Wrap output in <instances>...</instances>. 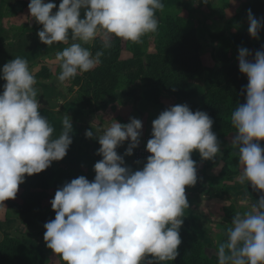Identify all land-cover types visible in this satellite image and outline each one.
<instances>
[{
  "label": "clouds",
  "instance_id": "9594fccd",
  "mask_svg": "<svg viewBox=\"0 0 264 264\" xmlns=\"http://www.w3.org/2000/svg\"><path fill=\"white\" fill-rule=\"evenodd\" d=\"M54 8L51 0L28 4L29 15L42 25L37 32L41 43L80 41L56 54L61 68L58 80L64 82L100 64L103 52L93 55L82 44L97 36L105 48L111 46L113 36L140 43L143 36L158 30L156 12L163 11L164 4L162 0H60L55 13ZM247 20L249 36L259 39L264 19L249 10ZM251 55L247 48L238 49L239 72L248 83L243 89L245 103L231 115L236 129L232 143L239 151V182H247L262 195L249 211L232 218L227 240L217 250L218 264H264V149L258 143L264 140V49L249 60ZM0 79L6 81L0 93V206L5 207L3 202L16 197L25 175L40 173L66 156L73 126L67 115L54 138L53 126L40 114L36 79L25 59L7 62ZM113 121L99 135V129L86 130V138H95L100 145L96 154L102 159L93 166L92 181L81 175L56 190L49 202L55 217L43 226L46 247L65 264L173 261L181 244V217L189 207L185 187L198 179L191 154L195 150L209 161L221 153V142L212 131L214 121L187 104L165 109L152 121L145 146L150 155L135 171L125 164L124 156L138 147L142 121L133 117L126 124ZM126 140L128 147L118 155L116 149Z\"/></svg>",
  "mask_w": 264,
  "mask_h": 264
},
{
  "label": "trees",
  "instance_id": "16d2710c",
  "mask_svg": "<svg viewBox=\"0 0 264 264\" xmlns=\"http://www.w3.org/2000/svg\"><path fill=\"white\" fill-rule=\"evenodd\" d=\"M27 3L21 1V6L16 8L14 5V11H21ZM241 7L246 15L251 10L254 17L264 19V0H243ZM169 8L170 5H164L158 30L143 36L140 43L113 36L111 46L105 48L102 37L97 36L91 44L84 45L93 55L97 51L103 52L100 64L91 71L78 73L66 80L67 90L74 95L76 106L87 108L100 100L111 99L119 90L128 89L136 81H141L142 99L153 103L159 114L179 104H187L192 111H204L214 121L212 131L218 140L226 142L225 137L236 132L231 115L238 104L245 103L243 89L248 83L247 77L239 72L238 62L230 58V49L232 44L251 48L254 57L256 51L264 49V28L259 32V39L249 36L248 23L227 30L221 36L216 51L218 63L207 69L202 86H195L190 81L202 68L200 41L203 34L197 32L186 17L169 11ZM123 51L128 54L126 58H121ZM60 73L59 64L52 69L48 64L41 63L34 77L58 78ZM163 94L171 97L170 106L163 103ZM227 151L224 149L223 158L227 157ZM81 175L53 161L46 170L25 175L24 183L18 186L20 191L16 194L19 201L7 200L6 206L17 215L35 218L39 233L44 237V224L55 217L49 202L56 190ZM223 212L228 225L221 228L222 243L227 240L231 220L238 213L233 205L224 206ZM179 232L181 244L177 249L178 255L173 261H164L163 264H216L205 254L203 242L188 227L182 224ZM57 255V262L48 263L20 238L4 235L0 239V264H65Z\"/></svg>",
  "mask_w": 264,
  "mask_h": 264
},
{
  "label": "rangeland",
  "instance_id": "374dc122",
  "mask_svg": "<svg viewBox=\"0 0 264 264\" xmlns=\"http://www.w3.org/2000/svg\"><path fill=\"white\" fill-rule=\"evenodd\" d=\"M21 1L28 3L22 6L19 12L14 11L15 8L21 6ZM243 0H206L205 3H196L197 0H184L182 4H166L170 5L169 11L178 13L189 20L191 25L197 32L203 34V39L200 41V59L202 68L199 73L190 81L192 85L202 86V78L207 72V69L212 65L218 63L216 58V51L220 44L221 36L227 31L248 23L247 15L241 7ZM49 2V0H45ZM57 6L60 0H51ZM30 0H0V48L6 43H16L24 36H37L39 31L36 27V22L29 15L28 4ZM165 10V11H168ZM162 12L157 10L156 17L158 24L161 22ZM74 41L69 39L68 43H61L63 49L70 46ZM82 43V42H81ZM92 41L87 44H91ZM86 44H82L84 47ZM242 47L232 44L229 55L233 61L238 62V49ZM244 48V47H243ZM2 49V48H1ZM8 48H4L7 50ZM60 50V48H59ZM251 53V48L248 49ZM46 59L37 60L34 64V69L31 71L35 75L41 63L48 64L55 68L59 63L56 61V53L50 52ZM53 55L54 57H51ZM128 54L123 51L121 58H126ZM253 58V54L248 57L249 60ZM38 101L42 105L43 101L51 104V99H54L53 107L56 109L53 112V117L62 122L68 115L71 118L74 135L78 139L76 141V148L80 153V159H74L69 156L57 161L62 168L80 172L89 181H92L95 176L93 171L94 164L102 159L97 155V150L100 145L95 138H86L85 132L90 128L93 131L100 132L113 123V119L117 122L126 124L129 118H137L142 121V132L140 143L145 136L151 134L152 121L159 115L157 107L149 102H145L141 96V81H136L128 89H121L111 99H103L94 103L91 107L76 106L73 102L74 95L67 90L66 82H61L57 77H50L48 79L35 78ZM76 90V88H74ZM162 101L165 105H171V97L168 94H163ZM59 107V110H57ZM68 109V113H66ZM45 118L50 115H42ZM84 125V129L82 127ZM85 131L82 133V131ZM79 133V134H77ZM235 132L229 133L225 137V141L221 142V153H218L213 160H202L197 151H193L191 158L196 161L197 166V183L194 186L185 187L186 196H191L193 204H189L190 209L184 210L183 225L188 227L204 244V252L207 256L212 258L218 264L217 250L221 242V228L227 226V220L224 216L223 207L233 205L234 209L244 214L251 209V206L259 199L260 193L254 190L251 185L240 183L238 176L241 173L239 163V151L232 143V136ZM255 142V141H254ZM260 147L264 149V140L258 142ZM128 147L126 140L123 145L116 149L122 155ZM136 149V148H135ZM224 149H228L227 157L223 158ZM88 156L86 162L82 158ZM74 157V156H73ZM125 158L133 164H137V159L134 157V151L131 156ZM90 160L92 162H90ZM137 165L143 166V163ZM68 167V168H67ZM230 184L235 186H230ZM241 189L242 194L235 196L233 193L237 192V188ZM20 191L18 187L17 193ZM246 201V203H245ZM3 221L0 220V237L2 234L13 233L12 230L18 232V235L24 236L28 242V246L41 258L48 263L58 261V255L46 247L44 237L39 233L38 222L30 215V220L23 222L14 220L11 221V228L8 230ZM3 229L4 231H1ZM1 239V238H0ZM161 264H163L161 262Z\"/></svg>",
  "mask_w": 264,
  "mask_h": 264
},
{
  "label": "crops",
  "instance_id": "0c3cea01",
  "mask_svg": "<svg viewBox=\"0 0 264 264\" xmlns=\"http://www.w3.org/2000/svg\"><path fill=\"white\" fill-rule=\"evenodd\" d=\"M163 3L166 4H177L180 5L183 3L184 0H162ZM58 8V6H57ZM57 8H54L52 11L53 13H55V11L57 10ZM84 9L81 10V18H83V14H84ZM36 27L38 28V30H40L42 28V25L36 23ZM71 39V38H70ZM62 42H56L53 45L50 46H46L43 43H41L39 41L38 36H24L23 39H19L16 43H6L5 45L1 46L0 48V69L3 68V66L9 62L10 60L16 58V57H20L25 59L28 62V67L30 71H33L34 69V64L37 60H42V59H46V57H48V55H50V52H55L56 54L60 51L63 50V46H61ZM4 48H8L7 50H4ZM60 48V50H59ZM51 57H54L53 55H51ZM38 62V61H37ZM6 83V81L0 79V93L3 92V85ZM54 99H51L53 101H51V104L48 103L47 101H43L44 104L42 105V107L39 109L41 116L46 114V115H50V117H46L49 124L51 126H53L54 128V133L53 136L54 138L56 136H58L61 131H62V122H58V120L56 118L53 117V112L56 109V107H53L52 104L54 103ZM59 110V107L58 109ZM66 113H68V109H66ZM83 129L85 128L84 125H82ZM85 131L83 130L82 133H84ZM75 130L73 129V132L70 134L72 137V144L69 146V149L67 151V154L65 156L69 158V156L71 158L74 159H80V153L78 152L77 148H76V141L78 140L76 138V136L74 135ZM79 134V133H77ZM118 155H122V152L119 153L117 152ZM192 155V154H191ZM74 156V157H73ZM76 157V158H75ZM88 160V156L84 158H82L83 162H86ZM124 160H125V164L127 166H130L132 168L133 171L138 170L139 168H142L143 166L141 165H137V164H133L130 163L124 156ZM90 162H92L90 160ZM68 168V167H67ZM230 186H235L230 184ZM189 187V186H186ZM240 187H238L236 190L237 192L233 193L235 196L237 195H241L242 191L241 189L239 190ZM191 196H187V199L189 201V204H193V200L191 199ZM13 201H19L17 197H15L14 199H10ZM7 201V200H6ZM6 201L3 202L4 206H0V220H2L3 222L1 223L2 225H5L6 229L8 230L9 228H11V221L14 220H18V221H29L30 220V215H17L16 213H14L12 210H10L7 206H6ZM190 210H192L189 206ZM1 231H4L3 229H1ZM13 233H8V234H2V236L0 238H2L4 235H10V236H15L18 237L22 240V242L24 244H28L27 240L24 238V236L22 235H18V232L15 230H12Z\"/></svg>",
  "mask_w": 264,
  "mask_h": 264
},
{
  "label": "built area",
  "instance_id": "2783aa9c",
  "mask_svg": "<svg viewBox=\"0 0 264 264\" xmlns=\"http://www.w3.org/2000/svg\"><path fill=\"white\" fill-rule=\"evenodd\" d=\"M151 138V134L148 136H145L141 143H139L138 147L134 149V157L137 159V161H140L141 163H144L146 161V158L150 155V153L146 152L145 146L147 141Z\"/></svg>",
  "mask_w": 264,
  "mask_h": 264
}]
</instances>
